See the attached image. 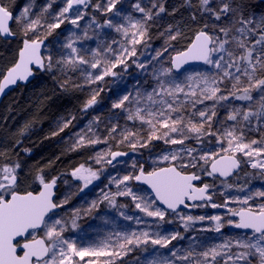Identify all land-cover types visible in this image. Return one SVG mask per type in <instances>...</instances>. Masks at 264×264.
<instances>
[{"label":"snow or ice","instance_id":"6c2138e0","mask_svg":"<svg viewBox=\"0 0 264 264\" xmlns=\"http://www.w3.org/2000/svg\"><path fill=\"white\" fill-rule=\"evenodd\" d=\"M65 3L66 6L59 12L55 22L47 25L48 35L60 28L65 19H69L66 14L72 12L74 6H83L86 9L91 0H65ZM118 3L120 0H105L103 8L99 3L94 7L98 11L110 13L116 9ZM188 3L191 6V0H188ZM198 3L202 13H210L214 20L220 23H213L211 26L205 24L195 34L185 50L176 52L171 58V66L163 68L160 75L155 76L157 84L150 92L141 93L137 90L135 95L129 92L114 102L112 107L127 111L128 120H139L150 127V133L143 142L136 133L128 132L123 136L124 140H129L130 137L135 138L130 141V147L133 150L138 144L140 147H146L154 139L164 140L166 144L183 145L188 139H195L197 143H201L206 136L216 137L220 150L196 155L198 149L182 148L170 155H163L164 161H179L180 163H170L168 167L155 168L150 172H145L141 167L138 174L123 176L115 183L118 188L121 184L125 185L124 189L114 195L103 193V199L93 201L86 209V213L90 214L104 200L115 206L116 196H129L133 201H138L136 208L148 217L159 218L163 221L167 210H171L184 222L185 228H188L191 223L204 221L205 217L184 215L178 211L181 206L184 208L202 207L204 204L190 205L187 201H212V195L209 192L210 185L196 186L194 181L200 180L201 177L196 173L188 174L185 171L188 167L199 166L208 176L219 174L227 178L241 167V160L237 158L239 153L243 157L250 158L248 162L251 163L252 168L264 170V159H261L264 157V139L247 140L243 131V127L251 126L253 120L256 121L257 126L264 125V15L246 16L243 6L236 0H218L215 5H213V0H198ZM134 7L137 12L144 14L145 20L153 19V13L139 3H136ZM152 7H157V5L153 4ZM164 11L163 5H160L156 15ZM28 15L29 9L25 7L19 18L27 19ZM115 15L119 16L120 12L116 11ZM195 18L193 14V19ZM13 19L12 12L3 0H0V34H12L9 22ZM80 19H83V15L81 10L76 8L75 18H70V23L78 26ZM127 20V26L124 23H116L112 19H106L103 24L97 25L99 28L107 27L123 34L127 45L120 44L119 52L114 51L110 45L102 43L91 53V58H87L74 46L77 40L91 38L88 37L87 32H84L83 37L70 39L66 44L72 54L56 63L65 65L69 69H77L81 65H86L90 69L98 70L95 75L87 72L86 83L90 84L102 81L107 76H115L113 69L119 66H123V70H126L128 61L137 55L136 45L148 36V28L143 21H133L131 16L127 17ZM39 25V19H28L24 29L25 33L29 30L35 31ZM204 29L210 30L205 31ZM216 33H221L222 37ZM180 34L177 31L169 39L176 40ZM253 37L254 42H252ZM112 43L115 44L116 41L113 40ZM42 44V39L23 42L18 61L8 68L0 79V93L18 81H27L33 75L34 67L38 70L53 68L52 56L41 55ZM164 50L167 51L166 48ZM108 53L112 54L111 59L108 58ZM160 55L162 53L157 52L156 56ZM191 62H202L217 71L215 73L197 71L188 74L183 84L177 82L175 78L168 82L160 79V76L169 77L174 71L179 72ZM137 67L144 69L146 65L138 63ZM221 85L225 86L221 87ZM101 90L93 91L84 105L85 110L97 103V96ZM180 94H183L185 98L183 101H180ZM229 100L246 103L233 107L228 112L226 120L234 122L232 125L224 127L221 122L220 129L212 131V122L217 116L216 106ZM205 101H213V105L206 106L204 109H196L197 104H204ZM131 105H136L134 111ZM189 107L198 116L197 121L191 118L186 119L183 115ZM70 123L71 120L64 122L60 131L69 127ZM115 130L113 127L112 131ZM257 130L260 128L257 127ZM99 142L98 138L85 141V138L80 136L77 146ZM225 143L227 147H224ZM181 152L185 155L182 156ZM109 155L111 159L106 162L110 164L116 157L126 155V153L110 152ZM101 159L103 157H98L97 162L99 163ZM19 168V163L0 167V264H116V259L126 256L140 246L151 244L167 249L174 240L183 239L179 232L161 235L159 231L154 233L133 231L119 234L114 245L105 242L100 247L78 248L75 241L64 238L65 223L61 219H54L48 215L54 209L63 207V204L67 203V198L60 203L53 202V189L57 179L53 178L45 182L43 176H40L38 179L43 188L38 194H33V192L21 194L16 190ZM72 175L83 181L84 188L99 178L97 172L85 168L84 165L76 168ZM133 180L149 185L155 193V200H146L144 196L134 193L127 184ZM240 191H244V188L242 187ZM254 197L264 198V191H257L243 198L237 197L233 202H238L244 207L228 209V211L232 217L239 219L238 221L231 219L226 221L227 224L236 228L252 230L250 237L235 239L234 242L230 240L198 254L189 250L183 255H178L177 253L181 250L173 248L168 254L159 253L160 259H150L148 264H176V261H184L188 264H217V257H225L223 264H253V260L256 264H264V203L255 207L250 205L249 201ZM157 200L165 205L166 209L154 207ZM227 206V200L223 205L211 204L213 208H227ZM125 218L132 219V217ZM76 219V217L72 219L73 229L78 227ZM209 219L216 222L214 229L216 232H220L225 226L221 223L223 217L220 215L211 216ZM136 222L140 223L139 220ZM37 230H43V237L37 238L35 234ZM233 247L238 251L232 252ZM155 255L154 253V257Z\"/></svg>","mask_w":264,"mask_h":264},{"label":"rangeland","instance_id":"374dc122","mask_svg":"<svg viewBox=\"0 0 264 264\" xmlns=\"http://www.w3.org/2000/svg\"><path fill=\"white\" fill-rule=\"evenodd\" d=\"M4 1L12 12L14 18L12 24L14 23V25L21 29L22 32L25 33L24 29L28 19L40 20V25L37 26L35 31L29 30L25 35H30L32 40L42 39L46 43L44 55L45 57L49 55L52 56V70L62 86L71 85L75 88H80L87 94L88 99H90L93 91L96 89H102L99 92V95L106 92V101L96 107L89 118L85 121L77 122V124L64 134L65 136L63 140L66 148L69 150H87L89 156L92 157V160L89 165H84V167L97 172L99 177L98 179L93 180L86 188L83 187V181L74 176V181L69 179L64 181L61 179V182L64 181V187L59 192L57 202L60 203L67 198V203H64L63 207H60L58 212L52 213L49 217L61 219L62 222L65 223L66 230L64 232V238L75 241L78 248L100 247L103 246L105 242L114 245L119 234L131 233L133 231H149L150 233L159 231L161 235L179 232L183 239L174 240L167 249H162L159 248V246L149 244L135 248L126 256L116 259V264H148L150 259H160L159 253L168 254L169 250L173 248L181 250L177 253L178 255H183L189 250L198 254L201 251L209 250L213 247L224 244L227 241L231 240L234 242L235 239H246L252 235V232L237 230L233 225L226 223L229 219L238 221L237 217H232L230 215L228 209H239L244 207V205L238 202H233L237 197L243 198L245 195L253 194L257 191H264V170L252 168L251 163L248 162L250 158L243 157L239 153L237 156L242 162L241 170L243 171L244 168L246 175L249 174L257 177L254 184L252 186L243 187L244 191H240L241 187L235 186L236 182L234 180L226 183L214 182L211 184V182H213V179L211 178L210 180L203 182L212 187L211 194L214 199L210 202L197 203L204 204L202 207H194L192 210L188 208L179 210L184 215L205 217L204 221L191 223L188 228H185L184 222L181 221L175 213L169 211H167L163 221L159 220V218L148 217L144 212L136 208L135 205L138 201H133L129 196H116L115 206L111 205V208H103L104 204H110L107 200H104L102 203H99L90 214L86 213V209L91 206L93 201H100L103 199V193L114 195L118 191L124 189L125 185L121 184L118 188L115 181L122 179L125 175H136L141 167H143V169L145 168V164L149 166L150 170H153L162 165H169L170 163L177 162V164L180 163L179 161H164L162 159L163 155H170L182 148H196L199 150L196 155L203 154L204 152L220 150V145L217 143V138L214 136H206L209 137L208 140L197 144L194 143L196 142L195 139H188L183 145L166 144L164 140H161L164 144L159 146L156 143V141L159 140L154 139L151 140L146 147H140L138 144L137 148L133 150L130 147V141L135 138L130 137L129 140H124L123 136L128 132L136 133L140 141L143 142L147 139L150 133V127L147 124H142L139 120H128L127 111L112 107L114 102H116L122 95L129 92L133 95H135L137 90L141 93L150 92L157 84L155 76H159L163 68L170 67L173 55L176 54V52L183 50L184 47L179 44L177 45L174 42L181 38V34L185 35L184 33L190 26L187 24V18L182 16V13L179 10L180 5L177 3L178 1L172 2V5L167 12H162L159 13V15H156L159 6L163 5L164 7L166 0H120V3L116 5V9L110 13L98 11L94 7L99 3L103 8L105 6V0H91V3L86 9L83 8V6H74L73 11L66 14L69 19H65L60 28L51 32L52 38H50V40L48 39L50 35H48L47 25L55 22L59 12L66 6L65 0H23L24 2L19 6H14L13 10L10 9L9 5H14L15 0ZM217 2L218 0H213V5ZM236 2L243 6L246 16L251 15L259 17L264 15V10L246 9L239 0H236ZM136 3H139L146 10L151 11L153 13V19L145 20L144 14L136 11L134 7ZM153 4L157 5V7H152ZM25 7L29 9L28 18L20 19V14ZM76 8H79L83 15V19L79 20L78 26L70 23V18H75ZM116 11L120 12L119 16L115 15ZM129 16H131L133 21L140 20L145 23V26L148 28V36L144 41L136 45L137 55L128 61V67L126 70H123V66H119L113 69L116 73L115 76H107L102 81L90 84L86 83L87 72H92L93 75H95L98 70L90 69L86 65H81L77 69H69L65 65L56 63V61L66 59L72 54L71 49H68L66 44L70 39L83 37L84 32H87L88 37L91 38L77 40L74 46L81 51V54H85L87 58H91V53L102 43L110 45L114 51L119 52L120 44L127 45V41L123 34L117 33L114 29L107 27L99 28L97 25L103 24L106 19H112L116 23H124L125 26H127V17ZM183 23L186 26L183 25ZM213 23L219 24L220 22H216L211 14H209L208 19L203 22L202 25L203 27L205 24L211 26ZM206 30L209 31L210 29ZM177 31L181 34L176 40H170L169 37L174 35ZM216 34L221 35L222 37L221 33ZM254 39L255 38L253 37L252 42H254ZM113 40L116 41L115 44L112 43ZM165 48L167 51L164 50ZM157 52H161L162 55L157 57ZM107 56L109 59L112 58L111 53H108ZM133 61H136V63H133ZM138 63H144L146 68H138ZM197 71L215 73L217 70L205 64L192 65L180 73L174 71L169 77L160 76V79L168 82L175 78L177 82L183 84L186 82V76L188 74ZM225 84L227 85L228 82L226 81ZM224 86L225 85H221V87ZM197 91H199V89H197ZM99 95L97 96V103L99 101ZM255 95L256 94L254 93V96ZM157 99H159V97H157ZM167 99L171 100V98ZM184 99L183 94H180V101H183ZM245 103L246 102L229 100L218 104L216 106L217 116L212 122V131L220 129L221 122L224 127L232 125L234 122L226 120L228 112L231 108ZM142 104L143 100L141 106ZM212 105L213 101H205L204 104H197L196 109H204L206 106L211 107ZM131 107L134 111L136 105H131ZM173 115L175 116L176 114ZM183 115L186 119L191 118L194 121L199 119L191 107H189ZM73 118L74 116L72 113L69 115H61L54 121L55 129L60 130L63 123L68 120H71L70 127ZM113 127L116 129L115 131H112ZM257 127H259L260 130H257ZM243 131L247 140L264 139V125L257 126L255 120H253L251 126H244ZM80 136H83L85 141L98 138L100 142L95 144L85 143L82 146H77ZM173 136H176V134H173ZM148 147L150 150L148 154L144 156L143 149ZM224 147H227L226 143ZM110 152H121L126 153V155L116 157L115 160H112V163L109 164L106 160L111 159V156L109 155ZM180 154L182 156L185 155L183 152ZM98 157H103L99 163L97 162ZM261 159H264V157ZM98 166L101 167L96 168ZM99 170H101V174L99 173ZM127 184L137 195L144 196L146 200H155L154 194L146 186L141 185L134 180L127 182ZM228 185H231V187H228ZM40 186L42 185L40 184ZM118 197H121L128 202H133V209L126 207L123 203L118 204ZM226 200L228 201L227 208L211 207L212 203L223 205ZM261 203H264V198L261 197H254L253 200L249 201V204L254 207ZM153 206L166 209L161 206L158 201H156ZM121 213H123V215H121ZM215 215L223 217L221 223L225 226L220 232L214 230L216 222L209 219L211 216ZM74 217L77 218L76 222L79 228L77 227L73 229L71 226ZM125 217H132V219L129 220ZM137 220H139L140 223H137ZM41 233L43 234V230ZM235 251H238V249L233 247L232 252ZM154 253L156 254L155 257ZM224 259L225 257H217V264H223ZM176 264H188V262L176 261ZM253 264H256L255 260H253Z\"/></svg>","mask_w":264,"mask_h":264},{"label":"trees","instance_id":"16d2710c","mask_svg":"<svg viewBox=\"0 0 264 264\" xmlns=\"http://www.w3.org/2000/svg\"><path fill=\"white\" fill-rule=\"evenodd\" d=\"M239 1L246 9L264 10L263 0ZM23 2V0H15L14 5H9L10 9L13 10L14 6H19ZM172 2H177L180 5L179 10L182 16L187 18V24L190 26L184 33L185 35L181 34V38L174 42L186 48L194 39L195 34L203 28L202 24L208 19L210 13H202L198 0H191V6H189L188 0H166L164 12L168 11ZM193 14H195V19H193ZM183 25L185 24L183 23ZM11 33L8 36L0 34V79L5 71L17 62L23 42L32 40L30 35H25L14 23L11 25ZM50 38L52 35L48 37L49 40ZM106 99V92L101 93L98 103L85 110L87 94L80 88L71 85L62 86L52 69H37L29 83L20 84L6 96L0 107V167L19 163L16 189L18 192L39 190L41 186L38 177L40 176H43L45 181L56 178L60 182L58 193L63 189L65 180H75L72 172L80 165H89L92 157L89 156L87 150L66 148L63 140L64 134L77 122L89 118L93 114V110L104 103ZM71 113L74 116L71 126L63 131L56 130L55 119ZM208 139L209 137H206L203 141ZM156 143L159 146L164 144L161 140ZM194 143L197 144V142ZM149 150V147L143 149V155L146 156ZM99 167L101 166L96 168ZM144 167L145 171L150 170L146 164ZM186 171L202 176L203 182L212 178L211 184L234 180L235 186L241 188L252 186L257 178L249 174L246 175L244 168L230 180L208 176L199 166L187 168ZM99 173L101 174V170ZM61 179L64 181L61 182ZM117 203H123L130 209L134 207L133 202H128L121 197L117 198ZM104 207L111 208V204H104Z\"/></svg>","mask_w":264,"mask_h":264},{"label":"water","instance_id":"95a60500","mask_svg":"<svg viewBox=\"0 0 264 264\" xmlns=\"http://www.w3.org/2000/svg\"><path fill=\"white\" fill-rule=\"evenodd\" d=\"M264 1V0H263ZM12 22L13 21H10L9 22V28H10V31H11V25H12ZM205 31H207L206 29H204ZM3 35H6V36H8V34H3ZM195 37V36H194ZM30 41V40H29ZM192 42V41H191ZM190 42V43H191ZM45 46H46V43L43 41V44H42V46H41V55L42 56H45L44 55V50H45ZM189 46V45H188ZM187 46V47H188ZM186 47V48H187ZM23 48V47H22ZM21 48V49H22ZM186 48H184L183 50H185ZM20 49V50H21ZM182 51V50H181ZM20 52V51H19ZM175 55V54H174ZM173 55V56H174ZM18 57H19V53H18ZM17 61H18V59H17ZM192 65H203V63L202 62H191V63H189V64H187V65H185L184 66V68H182V69H180L179 70V72H177V73H180L181 71H183V70H185V69H187V68H189V67H191ZM13 66V65H12ZM11 66V67H12ZM10 68V67H9ZM37 69L34 67L33 68V75L32 76H30L29 78H28V80L27 81H18L15 85H10L9 87H7L5 90H4V92L3 93H0V107H1V105L3 104L2 102H3V100L6 98V96L12 91V90H14V89H16V88H18V86L20 85V84H25V83H29V81H31L32 79H33V76H34V74H35V71H36ZM7 71V70H6ZM6 71H5V73H6ZM176 72V71H175ZM237 158L239 159V157L237 156ZM170 165V164H169ZM169 165H162L161 167H168ZM241 169H242V162H241V167L239 168V169H237V170H235L234 172H233V174L232 175H230V176H228L227 178H224V177H221V176H219V174H216V175H214V176H216V177H220V178H222L223 180H230L232 177H234L235 175H237L240 171H241ZM150 171H152V170H149V171H145V172H150ZM188 174H191V173H193V172H187ZM137 174H138V172H137ZM197 174V173H196ZM198 175V174H197ZM201 177V179L200 180H198V181H194V184L196 185V186H198V187H200V186H202L204 183H203V177L202 176H200ZM50 181V180H49ZM49 181H45V182H49ZM137 183H139V184H141V185H144V186H146L149 190H151L152 191V193L154 194V196H155V193H154V191L151 189V187L149 186V185H146V184H144L143 182H138V181H136ZM59 187H60V183L57 181V183H56V185H55V187H54V189H53V197H52V199H53V202H56L57 203V197H58V195L59 194H57L58 193V189H59ZM42 188H43V186H41V188L38 190V191H28V192H33V194H38L39 193V191H41L42 190ZM209 192H210V194L212 193V187H210V189H209ZM21 193V192H20ZM23 193H26V192H22L21 194H23ZM212 195V194H211ZM214 198H213V195H212V200H213ZM158 201V200H157ZM159 202V201H158ZM200 202H202V201H195V202H192V201H187V203L188 204H193V203H195V204H197V203H200ZM159 204L161 205V206H163L164 208H166V206L165 205H163L161 202H159ZM188 209H190V210H192L194 207H187ZM182 209H185L183 206H181V209H179V210H182ZM58 210H60V208H57V209H54L52 212H50L48 215H51L52 213H54V212H58ZM178 210V211H179ZM167 211H169V212H171V210H167ZM48 217H46V219H47ZM237 219H239L238 217H237ZM236 228V227H235ZM237 230H241V231H247V232H252V230H250V229H239V228H236ZM39 238H41V237H39Z\"/></svg>","mask_w":264,"mask_h":264},{"label":"flooded vegetation","instance_id":"af4514ba","mask_svg":"<svg viewBox=\"0 0 264 264\" xmlns=\"http://www.w3.org/2000/svg\"><path fill=\"white\" fill-rule=\"evenodd\" d=\"M36 191H38V190H36ZM49 216H50V215H49ZM41 231H42V230H37V232L35 233L36 236H37V238H39V237H43V234L41 233Z\"/></svg>","mask_w":264,"mask_h":264},{"label":"bare ground","instance_id":"6f19581e","mask_svg":"<svg viewBox=\"0 0 264 264\" xmlns=\"http://www.w3.org/2000/svg\"><path fill=\"white\" fill-rule=\"evenodd\" d=\"M73 120V119H72Z\"/></svg>","mask_w":264,"mask_h":264}]
</instances>
